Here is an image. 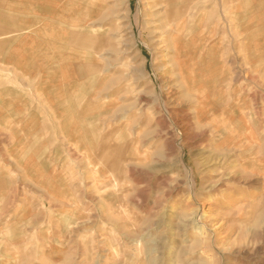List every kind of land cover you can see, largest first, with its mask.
I'll return each instance as SVG.
<instances>
[{
	"label": "rangeland",
	"instance_id": "rangeland-1",
	"mask_svg": "<svg viewBox=\"0 0 264 264\" xmlns=\"http://www.w3.org/2000/svg\"><path fill=\"white\" fill-rule=\"evenodd\" d=\"M242 111L264 0H0V264H264Z\"/></svg>",
	"mask_w": 264,
	"mask_h": 264
},
{
	"label": "bare ground",
	"instance_id": "bare-ground-1",
	"mask_svg": "<svg viewBox=\"0 0 264 264\" xmlns=\"http://www.w3.org/2000/svg\"><path fill=\"white\" fill-rule=\"evenodd\" d=\"M188 3V2H187ZM119 6V5H118ZM182 17H183V15L181 14V13H178V17H177V20H175V21H173V22H175L174 24H176V31L179 33V35L180 34H182V31H183V29H186V27L184 28V26H185V22H181L182 21ZM102 18V17H101ZM172 22V23H173ZM236 29V28H235ZM129 30V29H128ZM235 31V30H234ZM122 33V32H121ZM237 33V32H236ZM133 38V37H132ZM125 45H126V43H125ZM126 52H128V50L126 49L125 50V53ZM132 53V52H131ZM136 76H137V74H136ZM128 77H130L129 79H131V76H128ZM135 77V76H134ZM133 77V78H134ZM132 78V79H133ZM136 78V77H135ZM143 78V77H142ZM131 81H134V86H136L137 88L140 86V83L141 82H139L138 80H137V78L136 79H133V80H131ZM97 84V83H96ZM139 89V88H138ZM243 89V88H242ZM138 91V90H137ZM145 91V90H144ZM144 91H139L138 93H137V96H138V99H137V102H136V105H134V106H139V107H142L141 109H142V112H144V111H150L152 114H153V116H155L154 114H156V112H157V109H156V107H155V105H151L150 103H147V102H145V101H143V96H144V94H145V92ZM147 97V96H146ZM171 98V97H170ZM173 98H174V96H173ZM144 99H146V98H144ZM172 99V98H171ZM167 101H168V97H164L163 98V103L162 104H164V106H166V104H167ZM239 103L241 102V98H239V101H238ZM65 105V104H64ZM164 106H163V108H164ZM109 108H111V106H109ZM114 108V107H113ZM113 108H111V110H113ZM124 110H125V108H123ZM166 109V108H165ZM119 111V110H118ZM127 111H129L128 109H127ZM243 111H245V109L243 110ZM242 111V113H241V115H243V117H242V122H241V120H237V130L236 131H238L237 133H243V134H245L246 136H249V138H250V142L249 143H251V142H256V143H261L262 144V137L264 136V123L262 122V121H260L261 123H259L258 121H256L252 116H250L249 118L248 117H246V116H244V112ZM117 112V111H116ZM115 112V113H116ZM124 112H126V111H124ZM119 113H120V111H119ZM128 113V112H127ZM126 113V114H127ZM160 113V112H159ZM158 113V114H159ZM157 115V114H156ZM126 116V115H125ZM160 116V115H159ZM172 116V115H171ZM249 116V115H248ZM163 118H164V116H163ZM164 120V119H163ZM163 126V125H162ZM249 141V140H248ZM246 142H247V140H246ZM245 142V143H246ZM237 145V144H236ZM247 145L249 146V144H248V142H247ZM263 146V145H262ZM245 148V147H244ZM253 152V150L251 149V151H250V153H252ZM194 182L192 181V184H193Z\"/></svg>",
	"mask_w": 264,
	"mask_h": 264
}]
</instances>
